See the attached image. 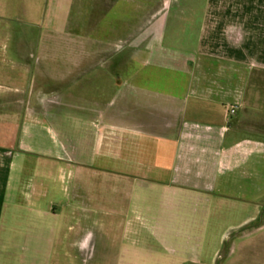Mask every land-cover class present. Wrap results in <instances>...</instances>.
<instances>
[{"label":"crops","instance_id":"0c3cea01","mask_svg":"<svg viewBox=\"0 0 264 264\" xmlns=\"http://www.w3.org/2000/svg\"><path fill=\"white\" fill-rule=\"evenodd\" d=\"M0 264H264V0H0Z\"/></svg>","mask_w":264,"mask_h":264},{"label":"built area","instance_id":"2783aa9c","mask_svg":"<svg viewBox=\"0 0 264 264\" xmlns=\"http://www.w3.org/2000/svg\"><path fill=\"white\" fill-rule=\"evenodd\" d=\"M234 107H229L228 109H227V111H226V113H227V115L228 116H231V115H233L234 114Z\"/></svg>","mask_w":264,"mask_h":264}]
</instances>
